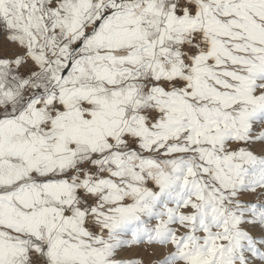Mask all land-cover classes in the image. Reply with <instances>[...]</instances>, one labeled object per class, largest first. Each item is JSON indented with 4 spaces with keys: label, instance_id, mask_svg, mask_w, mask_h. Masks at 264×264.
<instances>
[{
    "label": "snow or ice",
    "instance_id": "1",
    "mask_svg": "<svg viewBox=\"0 0 264 264\" xmlns=\"http://www.w3.org/2000/svg\"><path fill=\"white\" fill-rule=\"evenodd\" d=\"M0 264H264V0H0Z\"/></svg>",
    "mask_w": 264,
    "mask_h": 264
}]
</instances>
